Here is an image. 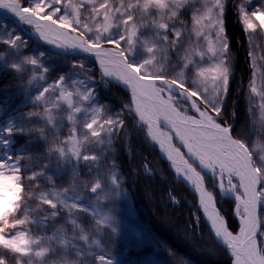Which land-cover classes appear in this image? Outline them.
<instances>
[{
    "label": "snow or ice",
    "instance_id": "6c2138e0",
    "mask_svg": "<svg viewBox=\"0 0 264 264\" xmlns=\"http://www.w3.org/2000/svg\"><path fill=\"white\" fill-rule=\"evenodd\" d=\"M228 7L229 0H0V69L20 89L0 96V264H118L109 249L128 195L115 147L121 130L129 160L139 136L195 197L196 227L202 217L228 264H264V55L256 43L264 0L231 4L249 45L241 86L255 139L229 103ZM29 41L37 45L31 51ZM51 56L67 61L63 71ZM112 84L128 97L115 109L98 91ZM141 164L153 176L146 157ZM168 201L181 204L172 190Z\"/></svg>",
    "mask_w": 264,
    "mask_h": 264
},
{
    "label": "trees",
    "instance_id": "16d2710c",
    "mask_svg": "<svg viewBox=\"0 0 264 264\" xmlns=\"http://www.w3.org/2000/svg\"><path fill=\"white\" fill-rule=\"evenodd\" d=\"M233 2L234 0H229V7L225 12L226 33L230 39V50L235 58V74H234L233 82L230 85L232 95L229 103L231 105L232 103L236 102L235 110H236L238 127L244 128L245 131H248L249 134L253 136V131L248 121V112L246 110L247 101L244 98L246 89H244L243 92L239 94L241 84L248 79V75H249L248 61L246 60L245 57V53L248 51L249 45L246 35L241 29V25L237 22V14L235 10L231 8V4ZM32 44L34 45L32 41H29V46H32ZM260 47L261 49H264L263 43H261ZM49 62L57 65V71H63V68L60 67V65L61 63H67V61H62L61 58L55 56H51ZM54 75L55 73H50V77ZM16 83L17 82L14 79V77L11 75V73L4 71L3 76L0 79V96L5 94L14 96L16 93H18L19 89L16 87ZM5 89L7 90L6 93L4 92ZM98 91L100 93L99 95L100 100L111 108L114 109L119 108L120 105L119 103L116 105L117 100L115 98L107 96L109 92L114 91L116 92L117 95L119 93L122 97V100L127 102V98H128L127 95L117 90L112 85H108L106 88L103 85H100L98 87ZM120 95H118V97ZM19 100L20 98L18 97L15 100L13 106H15V104H18ZM21 111L24 112L23 109H21ZM120 135L121 136L123 135V130H121ZM18 138L21 146L24 142V138L22 137H18ZM136 144L139 147V153L141 155V158L146 157L153 168H155L156 166L157 169L161 171L162 167L164 168L166 167L165 164L158 158L156 151L150 153L148 151L149 148L145 146L143 141ZM116 149H117V163L120 165L124 177H126L124 181L125 187L134 202L137 216L140 218L142 226L148 228L159 238V248L161 254L167 257L172 262V264H181V262H183V264H228V257L225 255L224 251L220 247L215 246L213 241H207L205 239L201 241L198 240L199 242L196 245L202 244L204 246V249L209 251V254H210V250L215 252L214 255L210 254L212 258L210 257L206 261L201 262L198 258L193 256L187 249H185L183 243L176 242L163 233L159 224L155 222V216L156 218L160 219V217H162L161 214H163V212H160L161 211L160 208L159 209L156 208V210L154 211L155 216L151 215L147 203L142 196V188L144 187L143 185L159 183V178L157 174H155V176L153 177L146 176L143 173L141 161H138L136 158L129 160L124 150L120 146H118V143ZM134 173H136V175H134ZM165 174L166 176H164V174L163 176L166 179L165 180L166 186L163 187V189L161 190V193L159 194L160 196L153 194V197L156 203L158 202L161 203L165 207V211H168L169 213L172 214L174 213L175 210L173 208H170V205L165 204L164 200L167 197L170 190H172L175 193V195L178 198H180L178 190L179 192H181V186L177 184L173 176L167 170ZM132 177H134V179ZM227 210H228V215L230 216L232 206H229V208L227 207ZM181 220L183 221L184 225L185 223H187L184 221L183 217H181ZM189 224L193 225L191 219ZM211 244L215 247L214 249L212 248L213 246Z\"/></svg>",
    "mask_w": 264,
    "mask_h": 264
},
{
    "label": "rangeland",
    "instance_id": "374dc122",
    "mask_svg": "<svg viewBox=\"0 0 264 264\" xmlns=\"http://www.w3.org/2000/svg\"><path fill=\"white\" fill-rule=\"evenodd\" d=\"M113 97H115L119 103L121 104L124 103V101L122 100V97L120 96L117 97L116 95ZM255 138H256V134H254L253 139ZM261 138L264 139V136H262ZM141 141L142 140L140 139V137L136 136L134 137V141H132L133 143L131 142V149L135 153L133 158H136L138 161H141L142 158L139 153V147L136 143H139ZM124 152L126 154L125 146H124ZM151 168H152L153 174H157L159 178V183L143 185L144 187L142 188V196H143V199L147 203L149 212H151V215L155 216L154 211L156 210V208L158 209L160 208L161 210L160 212H163V214L161 215L162 217H160L159 219V218H156L155 216V222L159 224L163 233L166 234L168 237H170L172 240L183 243L185 249H187L193 256L198 258L201 262L206 261L207 259L211 257L209 254V251L205 250L202 244L196 245L199 242L197 238L201 236L203 238L207 237L206 233L202 229L201 225L198 229L189 228V220L191 218L190 211H193V208L190 207V205L194 206V203L192 202V200L187 201L188 199L186 200V197H185V200L183 201L182 199L183 195H182L179 198L181 200L180 206H174L173 204L169 203L168 195H167V197L164 200V203L167 205H170V208H173L175 210L174 211L175 214L174 213L170 214L168 211H165V207L161 203L159 202L156 203L154 201L153 194L159 195L161 193V190L163 189V187L166 186V182H165L166 179L161 178L163 176L161 171H159L156 168H153L152 166ZM134 175H136V173H134ZM132 178L134 179V177ZM128 198L129 196L127 195V198L117 208V217L120 223V232L118 236H121L123 239H125L130 246L141 248L144 245L151 243L152 240L149 236H146V238L140 239L136 235H134V233H132L130 230H127L129 227V221H130L129 219L134 216L132 205L129 202ZM182 210H185V214H182ZM181 217H183L184 221L187 222L185 223V225L183 221L181 220ZM189 232L192 235L196 236L195 243H190L185 240V236ZM157 249L158 248L153 249L154 250L153 253L147 256H138V257L130 256L129 254H127L128 251L123 250V249L121 250L120 248H118V244L114 240L113 246L109 250L113 254L116 255L118 264H169L164 258V256H162L161 253L157 251Z\"/></svg>",
    "mask_w": 264,
    "mask_h": 264
},
{
    "label": "bare ground",
    "instance_id": "6f19581e",
    "mask_svg": "<svg viewBox=\"0 0 264 264\" xmlns=\"http://www.w3.org/2000/svg\"><path fill=\"white\" fill-rule=\"evenodd\" d=\"M234 104L236 105V102H234ZM171 214V213H170ZM162 215V214H161Z\"/></svg>",
    "mask_w": 264,
    "mask_h": 264
}]
</instances>
